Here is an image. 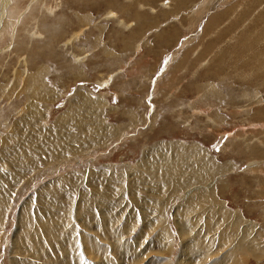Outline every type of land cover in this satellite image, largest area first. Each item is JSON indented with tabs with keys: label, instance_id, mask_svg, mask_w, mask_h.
<instances>
[{
	"label": "rangeland",
	"instance_id": "374dc122",
	"mask_svg": "<svg viewBox=\"0 0 264 264\" xmlns=\"http://www.w3.org/2000/svg\"><path fill=\"white\" fill-rule=\"evenodd\" d=\"M197 1L0 0V264H183L202 230L215 244L191 264H264V0ZM191 147L210 197L160 198Z\"/></svg>",
	"mask_w": 264,
	"mask_h": 264
},
{
	"label": "bare ground",
	"instance_id": "6f19581e",
	"mask_svg": "<svg viewBox=\"0 0 264 264\" xmlns=\"http://www.w3.org/2000/svg\"><path fill=\"white\" fill-rule=\"evenodd\" d=\"M72 1V0H71ZM220 1L221 0H203L202 1V3H198V1L196 2L197 3V5H195V4H193V5H195L196 7H198L197 8V10H195L196 12H202L203 10V8H206V5L207 6H209V4H210V6H212V5H214V6H217L219 3H220ZM222 1H225V0H222ZM73 2H74V0H73ZM212 2V3H211ZM89 3H86V5H88ZM92 4V3H91ZM212 4V5H211ZM217 4V5H216ZM90 6V5H89ZM163 6V5H162ZM182 7V6H181ZM193 7V6H192ZM4 8V7H3ZM213 9V8H212ZM216 9V8H215ZM210 11V10H209ZM190 12V11H189ZM194 12V11H193ZM198 12V13H199ZM192 13V12H191ZM195 13V12H194ZM194 15V14H193ZM193 15H191V17L193 16ZM208 15V14H207ZM210 15V14H209ZM214 15V14H213ZM216 15V14H215ZM106 16H107V14H106ZM113 17L114 16V14H112V13H108V17ZM176 16H178V14L176 15ZM195 16L198 18L199 16H198V14L197 13H195ZM221 16V15H220ZM247 16V15H246ZM184 17V16H183ZM188 17H189V15H188ZM211 17H213V16H211ZM217 17H219V16H217ZM114 18V17H113ZM170 18V17H169ZM194 18V17H193ZM205 18V17H204ZM207 18V17H206ZM214 18V17H213ZM78 19H83V16H81L80 18H78ZM168 19V18H167ZM203 19V18H202ZM212 19V18H211ZM258 19H259V17H258ZM85 20H86V18H85ZM187 20V19H186ZM192 20V19H191ZM190 19L188 20V21H191ZM194 20V19H193ZM192 20V21H193ZM197 20V19H196ZM207 20V19H206ZM216 20H217V18H216ZM215 20V21H216ZM191 21V22H192ZM86 22V21H85ZM143 22V21H142ZM149 22V21H148ZM204 22V21H203ZM195 23H196V21H195ZM206 23V22H205ZM142 24V23H141ZM208 24H212V22H210V23H208ZM218 24V23H217ZM144 26V25H143ZM191 26V25H190ZM209 26V25H208ZM198 27V26H197ZM200 27V26H199ZM207 27V26H206ZM190 28V27H189ZM256 28V27H255ZM177 29V28H176ZM252 30V29H251ZM253 30H254V28H253ZM252 30V31H253ZM197 31H198V29H197ZM255 31V30H254ZM81 32V31H80ZM140 32V31H139ZM163 33V32H162ZM164 34V33H163ZM205 34H207V33H205ZM33 35H35L36 36V33L35 34H33ZM78 35V34H77ZM170 35V34H169ZM174 35H176L175 33H174ZM195 35H196V33H195ZM171 36V35H170ZM170 36H168V37H170ZM74 37H76V36H74ZM74 37H72L73 39H74ZM172 37V36H171ZM73 39H70L69 41H72ZM169 39V38H168ZM195 39H196V36H195ZM186 43V42H185ZM189 44V43H188ZM186 45H187V43H186ZM66 46V45H65ZM186 47V46H185ZM262 56V55H261ZM264 56V55H263ZM254 60V59H253ZM259 60H261V59H259ZM262 61V60H261ZM261 61H260V63L259 64H261ZM258 62V61H257ZM262 64H263V62H262ZM260 68V67H259ZM262 68H263V65H262ZM264 69V68H263ZM259 71H261V70H259ZM257 73V72H256ZM78 74V73H77ZM263 74V73H262ZM259 75V74H258ZM257 76V75H256ZM260 80L261 79H264V76H259L258 77ZM255 82H256V80H255ZM44 95H45V93H44ZM35 112V111H34ZM35 117H38V116H35ZM24 118V117H23ZM59 127V126H58ZM61 128V127H60ZM80 130V129H79ZM104 130V129H103ZM104 131H106V129L104 130ZM42 132V131H41ZM24 133V132H23ZM105 134V133H104ZM21 136H23L22 134H21ZM50 136V135H49ZM20 138V137H19ZM17 139H18V137H17ZM33 139H35V138H33ZM33 139H32V141H33ZM68 139V138H67ZM9 140V139H8ZM20 140V139H19ZM28 140V139H27ZM10 141V140H9ZM11 141H13V140H11ZM24 141V140H23ZM23 141H21V142H23ZM26 141V140H25ZM24 141V144L23 145H25V142ZM37 141V140H36ZM42 141V140H41ZM56 141H57V143H58V141H59V138H57L56 139ZM67 141V140H66ZM0 142L2 143V146L3 147H5V146H7V142L6 143H4V142H2V140H0ZM20 142V141H19ZM11 143H13V142H11ZM16 143H18V142H16ZM36 143V142H35ZM11 145V144H10ZM19 145H20V143H19ZM60 145V144H59ZM65 145V144H64ZM55 146V145H54ZM45 146H44V144H41V147H39L40 148V151L41 150H43V148H44ZM47 147V146H46ZM52 147V146H51ZM15 147H11L10 149H14ZM17 148V147H16ZM38 148V149H39ZM66 148V147H65ZM10 149L9 150H5V151H1V158H2V160H3V162L5 163H7L9 166H11V167H13L14 169L15 168H17V167H19V165H18V161H20L21 160V162H22V160L23 161H25V164L24 165H21V166H30V165H37V161L36 160H34V159H32V161L31 160H28V156H25L23 153H25V152H19V153H16L15 151H10ZM68 149H69V147H68ZM187 150H189V147H187L186 148ZM192 151H189L190 153H192L193 155H192V160H193V163L192 164H190V165H188V167L190 168V170H192V172L190 173V174H187L186 172H185V170L186 169H189V168H186L183 164L185 163V161H187V160H182V162L183 163H181V161L179 162V163H174V164H172V161H173V159H172V156H170V159H169V161H168V174H169V180H170V184H172V186H171V188L170 187H165L166 188V191H167V194L164 192V194L163 195H161L160 196V198H163V197H166V198H169V195H173V193H179V192H183V193H185L184 194V198L185 199H187L188 198V196L190 197V195H192L191 197H194V196H199V199H204L203 197L204 196H206V194L208 195L209 193H208V191H207V193H203V194H198V192H199V190H201V187H203V185L204 184H206V182H205V178L208 176V175H211L212 173H213V170L215 171V169H216V167L215 166H211L212 167V169H210L209 167H207V166H204V164H202L204 161H207L208 159H204V160H202V161H198L199 160V158L197 159V157H199V156H197L196 157V154L198 153L196 150H198L197 148H190ZM37 150V149H36ZM185 150V149H184ZM66 151V150H65ZM35 153H37L36 151H34ZM170 152V151H169ZM42 153H43V151L42 152H39L38 154H39V156H42ZM172 153V152H171ZM188 153V152H187ZM200 153V152H199ZM173 154V153H172ZM171 154V155H172ZM169 155V154H168ZM20 156H22L21 158H19ZM185 156H186V154H185ZM166 157V156H165ZM187 158V157H186ZM185 159V158H184ZM191 160V159H190ZM153 161V160H152ZM210 160H208V162H209ZM39 162V161H38ZM41 162H43V161H41ZM156 162V161H155ZM163 162V161H162ZM5 163V164H6ZM24 163V162H23ZM210 163H211V161H210ZM5 164H3L4 166H5ZM43 164V163H42ZM167 164V163H166ZM7 166V165H6ZM187 166V165H186ZM8 167V166H7ZM36 167V166H35ZM2 168V167H1ZM20 168H22V167H20ZM18 169V168H17ZM152 169V168H151ZM27 170V169H26ZM167 170V169H166ZM18 171V170H17ZM263 171V170H262ZM261 171V172H262ZM149 172V171H148ZM18 173H20V172H18ZM150 174H154V171L152 170V172L150 173ZM214 174H218V172H215ZM19 175V174H18ZM17 175V176H18ZM152 175H151V177H152ZM150 176V175H149ZM114 177V176H113ZM154 177V176H153ZM0 178H2V176L0 175ZM111 178V177H110ZM123 182V181H122ZM130 183H132V182H130ZM124 184V183H123ZM169 184V183H168ZM0 185H1V183H0ZM138 185V184H137ZM137 185H135V182L134 183H132L131 184V186L129 187V190H128V192H129V194H132L133 193V191H134V193H137V191L135 190V187L137 188ZM141 186V185H140ZM152 186V185H151ZM159 186V185H158ZM165 186V185H164ZM47 187V186H46ZM161 187V186H160ZM205 187V186H204ZM121 188H123V186L121 187ZM142 188V187H141ZM200 188V189H199ZM171 189H174V190H176V191H172V192H170V190ZM186 189V190H185ZM149 190V189H148ZM154 190V189H153ZM152 190V191H153ZM183 190H185V192L183 191ZM207 190H209V189H207ZM210 191H211V189H210ZM150 193H151V191H149ZM156 192V191H155ZM110 194V193H109ZM128 194V195H129ZM147 194H149V193H147ZM155 194V193H154ZM169 194V195H168ZM42 195V194H41ZM111 196L113 195V194H110ZM135 195V194H134ZM138 195V194H137ZM136 195V196H137ZM131 196V195H130ZM209 197H210V195H208ZM213 196V195H212ZM100 198H102V197H100ZM181 198V197H180ZM135 199V198H134ZM148 199V198H147ZM190 201V204H188L187 206L190 208V205L191 204H194V203H192V202H194L193 200H189ZM153 202H156V201H153ZM188 202V201H187ZM87 203V202H86ZM133 203V202H132ZM87 204H89V203H87ZM153 204V203H152ZM151 205V204H150ZM133 206V205H132ZM138 206V205H137ZM186 206V207H187ZM217 206H219V207H223L222 206V203H217ZM85 207V206H84ZM86 207H88V206H86ZM109 207V206H108ZM152 207V206H151ZM81 208V207H80ZM79 208V209H80ZM138 208V207H137ZM106 209V208H105ZM104 209V210H105ZM183 210V209H182ZM181 210V211H182ZM86 211V209H84V212ZM107 211V210H106ZM144 211V210H143ZM84 212L82 211V213L84 214ZM87 212V211H86ZM102 212V211H101ZM145 212V211H144ZM50 213H52V211H50V210H48L47 209V215L48 214H50ZM180 213V212H179ZM183 213V212H182ZM181 213V214H182ZM205 213V212H204ZM206 213H209L208 215H207V217L209 218V219H213L214 218V215H213V213H214V211H213V206L211 207V209L210 210H208ZM1 214V213H0ZM88 214V213H87ZM127 214V213H126ZM175 214V213H174ZM178 214V213H177ZM204 215V214H203ZM52 216V214H50V217ZM47 217V216H46ZM79 217V216H78ZM83 217V216H82ZM144 217H145V215H144ZM175 217V216H174ZM207 217H205V218H207ZM103 218V217H102ZM176 218H177V215H176ZM230 218H232V220L229 222V219ZM81 219V218H80ZM144 219V218H143ZM226 219V218H225ZM241 217H240V215H238V216H236V217H234V216H231V215H229L228 216V220H227V225L228 226H226V228H225V230L224 231H226L227 232V230L228 231H231L232 230V227L234 226V225H236L238 222H243V221H241ZM103 220V219H102ZM108 220V222L106 223V221ZM107 220H104L105 221V223H106V225L107 224H110L111 222L113 223V218H108ZM177 220V219H176ZM44 221V220H43ZM110 221V222H109ZM210 221V220H209ZM124 222V221H123ZM44 223V222H43ZM111 223V224H112ZM181 223H182V221L180 222H176V224H177V226H179L178 228H180L181 229ZM209 223L210 222H208V225H209ZM234 225H233V224ZM47 224H48V222H47ZM155 224V223H154ZM225 224V225H226ZM42 225V224H41ZM27 226H28V223L26 224V226L24 225V228H27ZM39 226L40 225H38L37 224V228L36 229H38L39 230ZM41 227V226H40ZM44 227H45V225H44ZM203 227H204V225H203ZM249 226H246L245 225V227H244V229H243V237H242V239H241V242H239L237 245L239 246V248H241V249H243L244 251H247V254H250L251 253V250H250V248L251 247H249V244H253V243H255V244H257V246H258V238L255 236V239L254 240H252V241H246L245 239H246V237L248 236V235H246V233L249 231V228H248ZM50 228V227H49ZM57 228H59V227H57ZM97 228V227H96ZM104 228V227H103ZM42 229H44V228H42ZM52 229V228H51ZM50 229V230H51ZM123 229V228H122ZM127 229V228H126ZM180 229H179V231H180ZM28 230V229H27ZM46 230V229H45ZM48 230V229H47ZM115 230V229H114ZM113 230V231H114ZM39 231H41V230H39ZM123 231V230H122ZM38 232V231H37ZM45 232V231H44ZM48 232V231H47ZM111 232L112 231H110L107 235L109 236L110 234H111ZM115 232H117V231H115ZM202 232H204L203 234H202ZM202 232L200 231V232H198L197 234H196V236H195V238L196 239H198L199 237H200V235H202V236H206V234H205V232H206V230H202ZM242 232V231H241ZM261 232L262 231H260L259 230V232H258V236H260V234H261ZM28 233V232H27ZM41 233V232H40ZM103 233V232H102ZM42 234V233H41ZM55 234V233H54ZM186 234V232H180V235H185ZM208 234V233H207ZM210 234V233H209ZM208 234V235H209ZM27 235V234H26ZM113 235V234H112ZM111 235V236H112ZM115 235H116V233H115ZM252 235V234H251ZM261 235H263V233L261 234ZM43 236V235H42ZM51 237V236H50ZM119 237H120V235H119ZM55 237H52V239H54ZM113 238V237H112ZM121 238V237H120ZM49 239V238H48ZM196 239H193V241H192V243H193V246H190V244H192V243H185L186 241H182V242H180V247H181V252H180V259H182V260H184L182 263L183 264H185V261L187 260V259H185V252H186V256H188V254L190 253V255H192V256H194V259L193 258H189L187 261H186V264H191V259L193 260L192 262H195L198 258H202L203 260H205L206 258H208L209 257V255H211V253H209L210 251H209V246L211 245V243H212V245L213 244H215L214 243V238H211V243H210V241H209V239L208 240H201L200 238V240L198 241V240H196ZM38 240V239H37ZM213 240V241H212ZM259 240H261V238H259ZM116 240H114V242H115ZM190 241V242H191ZM205 241H206V243H205ZM47 242H49L48 240H47ZM119 242V241H118ZM117 242V243H118ZM226 242V241H225ZM41 243V242H40ZM51 243H53V241L51 242ZM51 243H49L50 245H51ZM183 243V244H182ZM224 243V242H223ZM222 243V244H223ZM38 244V243H37ZM36 244V245H37ZM43 244V243H42ZM47 245H48V243H46ZM187 244H189V245H187ZM226 244V243H225ZM225 244H223L222 246L223 247H225L226 245ZM231 244V243H230ZM236 244V243H235ZM254 244V245H255ZM45 245V244H44ZM85 245H87V244H85ZM92 245V244H91ZM114 245H115V243H114ZM118 245V244H117ZM211 245V246H212ZM89 246V245H88ZM107 246V245H106ZM221 246V245H220ZM263 247H264V245H262ZM117 247V246H116ZM121 247V246H120ZM236 247V246H235ZM255 247V246H254ZM34 248V247H33ZM90 248V247H89ZM89 248H88V250H89ZM256 248V247H255ZM254 248V249H255ZM36 249V248H35ZM85 249H87V247L85 246ZM231 249V248H230ZM232 249L234 250V251H236L235 249H234V247H232ZM254 249L252 248V250L254 251ZM258 249V248H257ZM257 249H255V251L253 252V254L254 255H259L260 254V252L257 250ZM264 249V248H263ZM220 250V249H219ZM31 251H33V250H31ZM86 251V250H85ZM212 251V250H211ZM231 251V250H230ZM89 252H90V250H89ZM213 252V251H212ZM232 252V251H231ZM216 253V252H215ZM215 253H212V255L213 254H215ZM209 254V255H208ZM252 254V255H253ZM228 256H230L229 254H228V252L226 251V252H224L223 253V257L219 260H217V259H214L213 260V263H210V264H223V263H225V262H223L222 263V260H223V258L224 257H228ZM233 256H235V255H233ZM231 257V256H230ZM229 257V258H230ZM241 257H243V256H241ZM228 258V259H229ZM232 258V257H231ZM231 258H230V260H231ZM236 258V257H235ZM227 258L225 259L224 258V260L226 261V260H228ZM227 263H228V261H226ZM180 263V262H179ZM204 263V262H203ZM202 263V264H203ZM193 264V263H192ZM205 264V263H204Z\"/></svg>",
	"mask_w": 264,
	"mask_h": 264
}]
</instances>
